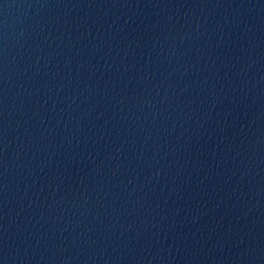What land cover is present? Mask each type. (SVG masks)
Wrapping results in <instances>:
<instances>
[{
    "label": "water",
    "instance_id": "obj_1",
    "mask_svg": "<svg viewBox=\"0 0 264 264\" xmlns=\"http://www.w3.org/2000/svg\"><path fill=\"white\" fill-rule=\"evenodd\" d=\"M0 264H264V0H0Z\"/></svg>",
    "mask_w": 264,
    "mask_h": 264
}]
</instances>
